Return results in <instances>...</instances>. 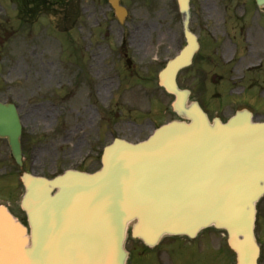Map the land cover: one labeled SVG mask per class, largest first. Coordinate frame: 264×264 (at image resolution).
I'll list each match as a JSON object with an SVG mask.
<instances>
[{
  "label": "water",
  "instance_id": "water-1",
  "mask_svg": "<svg viewBox=\"0 0 264 264\" xmlns=\"http://www.w3.org/2000/svg\"><path fill=\"white\" fill-rule=\"evenodd\" d=\"M264 5V0H258ZM187 44L159 73L174 95L181 120L148 139H116L94 173L69 170L53 179L24 172L22 208L27 227L0 205V264H127L133 237L153 244L164 235L195 236L213 226L228 233L236 264H257L258 200L264 195V122L246 109L227 122L212 121L177 74L199 43L189 29L190 0H178ZM21 119L0 101V136L21 163Z\"/></svg>",
  "mask_w": 264,
  "mask_h": 264
},
{
  "label": "rangeland",
  "instance_id": "rangeland-1",
  "mask_svg": "<svg viewBox=\"0 0 264 264\" xmlns=\"http://www.w3.org/2000/svg\"><path fill=\"white\" fill-rule=\"evenodd\" d=\"M105 3L45 0L29 15L17 0H0V97L17 103L23 118L24 141L29 139L23 169L50 178L69 168L94 171L114 137L142 140L177 118L173 96L158 85L159 71L185 45L177 5L169 10L162 0H126L131 14L123 35ZM204 70L200 64L184 68L180 85L190 88ZM197 86L211 114L227 118L238 107L213 98L202 81ZM5 180L0 178V195L13 204L14 196L1 188ZM23 192L21 184L15 197ZM233 259L232 251L223 254L215 246L213 264Z\"/></svg>",
  "mask_w": 264,
  "mask_h": 264
},
{
  "label": "flooded vegetation",
  "instance_id": "flooded-vegetation-1",
  "mask_svg": "<svg viewBox=\"0 0 264 264\" xmlns=\"http://www.w3.org/2000/svg\"><path fill=\"white\" fill-rule=\"evenodd\" d=\"M133 3L146 4L153 0H130ZM169 10L175 0H162ZM124 7L123 17L112 11L111 21L116 22V31L125 32L131 9L126 0H119ZM192 30L198 35L200 50L193 60L192 67L199 64L205 67L206 74L195 76L191 86L193 97L203 107L201 89L197 86L202 81L208 86L207 91L213 98L220 96L223 101L241 104L250 108L255 116L264 112V8L257 0H192ZM130 31V30H129ZM210 113V112H209ZM29 141L22 139V142ZM25 156V160H26ZM20 167L13 157L8 141L0 137V178L1 188L7 190L14 203L8 201V208L30 229L27 214L18 204L20 188ZM5 174L6 177H1ZM257 237L261 247L259 264H264V198L258 205ZM212 229L202 230L195 238L188 236H164L157 244H146L142 240L129 237L126 248L129 251L128 264H213L214 236ZM204 260H196V256Z\"/></svg>",
  "mask_w": 264,
  "mask_h": 264
}]
</instances>
